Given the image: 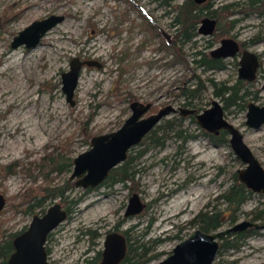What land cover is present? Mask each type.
<instances>
[{"label": "rangeland", "instance_id": "obj_1", "mask_svg": "<svg viewBox=\"0 0 264 264\" xmlns=\"http://www.w3.org/2000/svg\"><path fill=\"white\" fill-rule=\"evenodd\" d=\"M181 1L0 0V193L6 198L0 210V240L28 225L35 213H41V207L35 212L28 207L45 184L38 167L43 155L60 152L74 157L90 148L93 135L114 131L123 124L135 101L153 102L148 113L168 104L202 111L215 98L224 104L215 94L211 79L219 84L234 83L239 76L240 56L227 58L222 69L206 71L193 60L191 53L196 48L210 51L223 36H235L244 47L256 51L261 66L256 78L246 84L258 91L255 102L264 103V2L257 5L259 9L251 10L243 0H210V8L220 15L224 34L199 33L195 42L182 44L180 58L165 43L164 33L175 34L171 22L175 5ZM52 13L64 14L65 18L49 29L37 46L12 47L19 30ZM209 39L213 41L211 46ZM75 56L98 60L101 65L86 64L82 68L72 104L62 89V73L70 69ZM199 77L204 87L190 104H184L188 98L182 90L194 86ZM247 111V105L230 106L225 114L240 127L245 141L264 164V124L259 128L248 126ZM169 120L174 129H165ZM180 127L196 136L183 140L175 135ZM155 130L158 135L166 130L164 143L150 138ZM203 131L207 130L196 116L183 115L178 109L164 116L131 149L130 153L136 154L147 148L134 160L138 169L134 182L111 186L108 180L94 188L74 185L68 191L70 198L81 199L71 206L55 234L53 254L57 263H83L103 248L107 232L120 223V231L129 229L130 240L141 245L140 251H164L145 263L155 264L199 226L193 219L200 210L207 205L226 208L220 194L246 164L229 141L215 143ZM15 162L17 170L9 173L7 165ZM72 168L54 174V181L69 177ZM135 191L146 206L127 216L129 198ZM263 201L264 193L253 192L235 212L236 220L227 221L219 229L252 219V211L263 208ZM47 203L45 208L53 201ZM89 228L101 232L95 241L85 233ZM221 243L222 239L212 264H264V226L236 247L221 248Z\"/></svg>", "mask_w": 264, "mask_h": 264}, {"label": "water", "instance_id": "obj_2", "mask_svg": "<svg viewBox=\"0 0 264 264\" xmlns=\"http://www.w3.org/2000/svg\"><path fill=\"white\" fill-rule=\"evenodd\" d=\"M203 3L208 0H196ZM64 14L52 13L46 17L35 19L13 37L12 47L24 45L27 48L37 46L49 29L64 20ZM217 18L206 15L202 18L198 31L203 35H211L217 27ZM241 52L239 76L254 78L259 64L256 51L246 48L241 51V44L235 36H224L220 44L211 49V54L218 57H232ZM86 64L101 65L95 59L72 58L70 69L62 73V89L70 103H75L74 93L80 79L82 68ZM153 102L132 103L131 114L123 124L114 131L95 134L91 138L90 148L81 151L73 157V168L69 178L75 185L83 188H94L102 184L110 171L124 162L132 147L142 142L160 120L178 109L184 115L194 114L209 133L219 134L226 130L229 142L234 152L246 164L238 170L240 179L254 192L264 193V164L244 139V133L234 122L226 117L225 108L219 99H213L210 106L198 111L196 107H175L165 105L155 112L151 109ZM246 123L250 127L259 128L264 124V103L251 101L248 104ZM6 198L0 193V210L4 207ZM146 203L139 192L131 194L125 215L141 212ZM68 217V210L61 201H55L47 207L44 213L34 214L28 228L14 238L15 250L9 257V264H52L48 259L46 239L48 233ZM257 220L244 219L234 225L213 231L195 228L186 238L173 248L172 252L155 264H212L220 249V240L232 231L248 227H262ZM102 258L98 264H118L126 255L128 238L120 230L109 231L104 239Z\"/></svg>", "mask_w": 264, "mask_h": 264}, {"label": "trees", "instance_id": "obj_3", "mask_svg": "<svg viewBox=\"0 0 264 264\" xmlns=\"http://www.w3.org/2000/svg\"><path fill=\"white\" fill-rule=\"evenodd\" d=\"M171 2L172 0L166 1L167 4H171ZM263 2L264 0H243V3L249 6L248 9L251 10L259 9L257 5ZM211 6L212 1L210 0L203 3H198L196 0H182L180 3H177V5H175L173 16V24L175 26L173 47L169 45L167 39L164 40L165 43L168 44V46L171 47L173 51H175L177 57H183L182 44L189 41L195 42L197 40L196 36L199 34V24L202 18L206 15H211L217 18L218 22L214 34L219 36L224 34L220 15L218 14L216 9H211ZM212 42L213 41L209 40V46L212 45ZM191 54L193 60H195V62L198 63V65L201 66L204 70H208L211 67L223 68L226 66L225 60L213 57L210 51L205 48H196L194 51H192ZM211 80L215 86V94L221 96L222 100L224 101L225 109L230 106H246L245 96L248 95L251 91L248 88H244V82L241 79H237V81L234 83L223 81L220 84L213 78ZM203 87V81L199 77L198 82L194 86H188L184 88L182 90V93L186 98H188L185 103L190 104L191 98L197 96L198 92ZM193 118H195V115H193ZM164 127L168 130L175 128L173 122L170 120ZM203 132L208 135L209 139H211L215 143L221 144L229 141L226 130H223L220 134H213L209 133L208 131ZM90 135L91 133L89 134V136ZM167 135L168 134L166 130L163 131V133L160 135H158L157 131L155 130L150 138L156 143H164L162 137ZM175 135L182 138L183 140H187L196 136V134H194L193 132H188L187 128L181 127L180 129L176 130ZM132 149L135 148L132 147ZM145 150H147L146 147L136 154L130 153L129 157L124 162L115 166L110 171L107 179L103 182V184L108 180H110L111 186L120 182L124 185H127L129 181L134 182L138 172V169L135 168L134 160ZM17 166L18 165L16 162L10 163L9 165H7L8 172H15L17 170ZM72 166L73 156L64 155L60 152H49L41 157L38 163V167L41 170V174L45 180V184L42 185V191L33 196L34 201L31 202L28 207L30 210H32V212H35V209L37 207H41V211L44 212L46 209L45 206L46 204H48V200L54 201V199L58 197L62 203L69 207V209H71V206L75 205L81 199V197L70 198L68 191L74 187L75 182L69 177L60 182L54 181V174L59 175L66 171H69L71 170ZM253 192L254 191L240 179L238 172H236L234 182L220 194L224 201L227 202V207L224 209L218 207L210 208V205H207L206 208L200 210L195 215L193 222L198 223L199 227L208 231L219 229L227 221L234 222L237 217L235 215V212L241 209L242 205L253 194ZM227 209L230 210L226 215L225 212ZM252 213L253 220L264 223V206L263 208H257L253 210ZM119 227L120 223H117L116 229H119ZM258 229L259 227H248L228 233L222 238L221 248L225 246H238L239 242L244 241L248 236H250L253 232H256ZM122 232L125 233L128 238V250L120 264H145L152 259L158 258L164 252L156 251L148 254L147 248H145L144 251H140L139 249L141 245H134L133 241L130 240V230L124 229L122 230ZM85 233L89 234L93 241H95V239L99 238V236L101 235V232L98 228H89ZM14 235L15 233L12 232L5 239L0 240V264H8V257L14 249ZM157 240H159V238ZM100 257L101 253L98 252L96 256L88 259L84 264H96Z\"/></svg>", "mask_w": 264, "mask_h": 264}, {"label": "flooded vegetation", "instance_id": "obj_4", "mask_svg": "<svg viewBox=\"0 0 264 264\" xmlns=\"http://www.w3.org/2000/svg\"><path fill=\"white\" fill-rule=\"evenodd\" d=\"M165 1V3H166V1L167 0H164ZM171 23H173V20H172V22ZM216 31V30H215ZM214 31V32H215ZM165 34V36H166V38H167V41L169 42V45L171 46V47H173V44H174V39H173V37H174V35H172V34H166V33H164ZM214 34V33H213ZM212 35V34H211ZM224 37V36H223ZM210 40V39H209ZM221 40V39H220ZM212 41V40H211ZM240 44H241V51L242 50H244V49H246L247 47H244L243 45H242V43L240 42ZM212 48H214V47H212ZM211 48V49H212ZM210 53H211V50H210ZM212 55V54H211ZM259 55V54H258ZM213 57H215V58H221L222 60H226L227 58H230V57H227V58H224V57H218V56H214V55H212ZM235 56H240V58H241V52H239L238 54H236ZM234 56H232V58H233ZM239 63H240V59H239ZM261 66V58H260V55H259V64H258V68H257V70H256V75L254 76V78H252V79H250V78H241L240 76H238L237 77V79H241L243 82H244V88L245 89H249L251 92L249 93V94H253L254 96H253V98L252 99H250V100H248V101H246V97L249 95H246L245 96V102H247L246 103V105L248 106V104L251 102V101H254L255 102V98H257L258 97V91L257 92H254L249 86H247V84L246 83H249V82H252L255 78H256V76H257V73H258V69H259V67ZM224 68V67H223ZM217 69H222V68H216V67H211L210 69H208V70H210V71H215V70H217ZM208 70H206V71H208ZM237 79H236V81H237ZM235 81V82H236ZM257 103V102H256ZM184 104H187V103H184ZM224 105V104H223ZM163 107V106H162ZM161 108V107H160ZM182 114V113H181ZM184 115V114H183ZM194 115V114H193ZM223 131V130H222ZM221 131V132H222ZM220 132V133H221ZM219 133V134H220ZM214 134V133H213ZM142 198V197H141ZM55 201V200H54ZM53 201V202H54ZM63 205H64V207L68 210V216H69V213H70V209H69V207L67 206V205H65L64 203H62ZM145 208V207H144ZM47 209V208H46ZM45 209V210H46ZM36 210V209H35ZM41 213H39V214H42V213H44V212H42V211H40ZM35 214H37V213H35ZM34 216V215H33ZM33 218V217H32ZM32 220V219H31ZM31 222V221H30ZM30 222H29V224H30ZM64 222V221H63ZM63 222H61L58 226H56L53 230H51L49 233H48V235H47V239H46V242H45V244H46V249H47V252H48V259L52 262V264H58L57 263V259H55V257H54V254H53V251H54V243H55V241H57V238L55 237V234H57V232L60 230V227L63 225ZM29 224L28 225H25V227H23L21 230H19V231H15V232H13V233H15V235H14V237H13V245H14V238L18 235V234H20L21 232H23L24 230H26L27 228H28V226H29ZM112 230H120V227H119V229H116V226H115V229H112ZM112 230H110V231H112ZM108 233V232H107ZM96 240V239H95ZM93 241V240H92ZM104 244V243H103ZM103 249V248H102ZM102 249H99L94 255H92V256H90V257H87L84 261H83V263H81V264H84V263H86L87 262V260L88 259H91L92 257H94V256H96L97 254H98V252H100L101 253V257H100V259L97 261V263L96 264H98L99 263V261L101 260V258H102ZM15 250V245H14V249L12 250V252ZM128 250V249H127ZM12 252L10 253V255L12 254ZM10 255H9V257H10ZM9 257H8V260H9ZM123 260V259H122ZM121 260V261H122ZM121 261L118 263V264H120L121 263ZM8 264H9V262H8Z\"/></svg>", "mask_w": 264, "mask_h": 264}, {"label": "bare ground", "instance_id": "obj_5", "mask_svg": "<svg viewBox=\"0 0 264 264\" xmlns=\"http://www.w3.org/2000/svg\"><path fill=\"white\" fill-rule=\"evenodd\" d=\"M36 13H37V12H36ZM36 13H35V14H36ZM29 15H30V14H29ZM65 34H66V33H65ZM69 35H70V34H69ZM89 49H90V48H89ZM87 88H89V87H87ZM87 88H86V89H87ZM101 185H102V184H101ZM178 211H179V210H178Z\"/></svg>", "mask_w": 264, "mask_h": 264}]
</instances>
